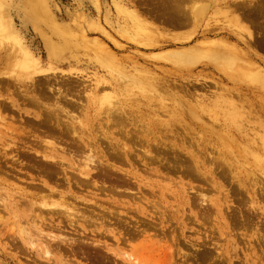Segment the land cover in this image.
Returning <instances> with one entry per match:
<instances>
[{
  "label": "rangeland",
  "instance_id": "374dc122",
  "mask_svg": "<svg viewBox=\"0 0 264 264\" xmlns=\"http://www.w3.org/2000/svg\"><path fill=\"white\" fill-rule=\"evenodd\" d=\"M172 2L0 0V264H264V0Z\"/></svg>",
  "mask_w": 264,
  "mask_h": 264
},
{
  "label": "bare ground",
  "instance_id": "6f19581e",
  "mask_svg": "<svg viewBox=\"0 0 264 264\" xmlns=\"http://www.w3.org/2000/svg\"><path fill=\"white\" fill-rule=\"evenodd\" d=\"M217 1V2H216ZM259 0H249V1H247V0H173V2H172V4H169V5H165V4H162V7H166V10H169V11H172L171 13L175 16V17H173V18H175V19H172V17L170 16V19L169 20H176V18L178 17L179 18V20H178V18H177V20H176V22L177 21H179L178 23H176L175 25H184V24H186V23H188V22H191V24L194 26L195 24L194 23H197V22H200V21H202L203 20V18L205 17V15L208 13V11H209V9H211V8H213V10L215 11V12H220L222 15H223V17H224V19H227V21H228V23L227 24H224L222 21V23H217L216 22V24H214V25H211V27H213V29H217V30H219V31H222V30H225V33H231L233 30L231 29L230 30V27H232V26H234L235 28H237L238 29V31L240 30H242V31H246V33H247V35H248V37H252V31L250 30V28L249 27H247L246 25L244 26L243 24H242V18H243V16H249L253 11H250V9H251V6H254V7H256L255 6V3H257ZM184 2H185V4H184ZM216 2V3H215ZM254 4V5H253ZM184 5H186V6H184ZM257 5L258 6H262V2H260V5H259V2L257 3ZM166 13H169V14H171L170 12H167V11H165ZM238 12V13H237ZM241 17V19L239 18V17ZM187 21V22H186ZM186 22V23H185ZM183 23V24H182ZM178 25V26H179ZM180 25V26H181ZM187 25V24H186ZM188 25H190L189 23H188ZM209 24L207 23L206 24V26H208ZM205 26V28H207ZM210 27V28H211ZM4 27H2V25H1V27H0V36L2 35V33L5 31L4 29H3ZM209 28V29H210ZM194 29V28H193ZM213 29H210V31L211 30H213ZM235 31V30H234ZM237 32V31H236ZM232 34V33H231ZM230 35V34H229ZM234 35V34H233ZM240 33L238 32L237 33V35L236 36H238V37H235L236 38V40H240L241 42H243L244 44H246V45H248L247 43H248V41H246L244 38H241L240 36ZM231 37H232V35H230ZM217 47H218V45H216ZM183 54H184V56H186L187 54L186 53H184V52H182ZM181 52H178L177 54H175L174 56H176L177 57V55L178 56H181L182 57V54ZM188 53V52H187ZM212 52H210V54H211ZM217 53V52H216ZM216 53H213V54H215L216 55ZM182 54V55H181ZM186 54V55H185ZM209 54V55H210ZM241 54H243L242 55V58H244V59H247L248 57H249V52L247 53V52H241ZM219 55V54H218ZM222 55V54H221ZM229 54H227V56H228ZM231 55V54H230ZM218 57V56H217ZM219 57H221V56H219ZM222 57H223V55H222ZM178 58V57H177ZM216 57L214 56V59H215ZM225 59H226V61H229V60H227V58L226 57H224ZM229 58H230V60H231V63L233 62L232 61V57H230L229 56ZM237 59V58H236ZM249 59V58H248ZM250 60V59H249ZM235 61H237V60H235ZM234 61V62H235ZM242 62V61H241ZM230 63V64H231ZM229 64V63H228ZM228 65V66H230V68H231V65ZM232 64H234V63H232ZM33 68V67H32ZM228 69V68H227ZM230 70V69H229ZM234 77H235V75H234ZM3 79V78H2ZM2 82V81H1ZM7 83V82H6ZM2 84V83H1ZM7 84H11V83H7ZM49 86V85H48ZM29 100V99H28ZM64 100V99H63ZM36 102V101H35ZM38 102V101H37ZM52 110V109H51ZM56 110V109H55ZM55 110L54 111H51V112H47V114L45 115V113H41L42 115L44 114L45 116H42L43 118H41V120L39 121V122H41V124H44V123H47L48 121L50 122V120L51 119H56L57 120V122L56 123H60L59 121H60V116H58V114H57V112H55ZM45 117V118H44ZM67 117V116H66ZM71 117V116H70ZM70 117H68V119L70 118ZM120 119V118H119ZM55 121V120H54ZM80 121V120H79ZM61 124V123H60ZM59 124V125H60ZM58 125V124H57ZM74 126V125H73ZM69 128V127H68ZM67 130V129H66ZM10 131V130H9ZM49 131V133L50 132H52V131H50V129L48 130ZM47 131V132H48ZM8 132V131H7ZM45 132H46V130H45ZM80 132V131H79ZM48 133V135H50ZM52 134V133H51ZM108 134H109V132H108ZM47 135V134H46ZM106 135V134H105ZM13 138H15L14 136H13ZM88 138V137H87ZM110 138V137H109ZM37 139V138H36ZM87 140V139H86ZM39 141V140H38ZM111 141V140H110ZM89 142V141H88ZM87 141H86V143H88ZM5 143V142H4ZM42 143V142H41ZM90 144V143H89ZM124 144V143H123ZM37 145V144H36ZM115 145V144H114ZM118 145V144H117ZM45 146V145H44ZM4 147H6V148H8V144H6V145H4ZM124 148L126 147L125 145L123 146ZM122 147V148H123ZM12 148V147H11ZM32 148V147H31ZM89 148H90V146H88V150H89ZM118 148V147H117ZM15 150V149H14ZM13 150V151H14ZM17 150V149H16ZM34 150V149H33ZM25 151V150H24ZM17 151H15V153H16ZM36 152H37V150H36ZM39 152V151H38ZM56 152V149H54L51 145H48L47 147L45 146V149H44V151H42V155L43 156H48V157H52V156H56V155H58V152H56V155L54 154ZM99 152H100V150H99ZM18 153V152H17ZM89 153H91V150H89ZM54 154V155H53ZM84 154V153H83ZM18 155H19V153H18ZM59 157V156H58ZM86 158H84V161L83 160H81L82 161V164L80 165V159L77 161V163L79 162V164H77L76 163V169H74V170H77L78 171V173H80V174H86L87 175V173H88V171H87V166H88V162H91L93 159V157H94V154L92 155V154H88V155H86L85 156ZM89 160V161H88ZM68 161V160H67ZM88 161V162H87ZM69 162V161H68ZM87 162V163H86ZM32 166V165H31ZM69 168V167H68ZM92 168V167H91ZM203 197V196H202ZM203 200V199H202ZM25 203V202H24ZM47 204V203H46ZM44 205V204H43ZM55 206V205H60L61 207H63L64 208V210H67L68 209V207L65 205V206H63L62 204H61V202L60 203H56V204H54L53 202L52 203H50V206ZM52 211V213L54 212L55 214H60L58 211H54V210H51ZM50 211V212H51ZM61 211H63V210H61ZM82 217H84L83 215H82ZM49 252V250L48 249H45L44 248V253L43 254H47ZM125 258H128V261H130L131 262V264H141L140 262H139V260L136 258V257H132V255H130V254H125Z\"/></svg>",
  "mask_w": 264,
  "mask_h": 264
}]
</instances>
